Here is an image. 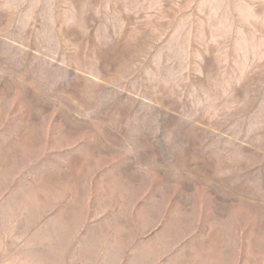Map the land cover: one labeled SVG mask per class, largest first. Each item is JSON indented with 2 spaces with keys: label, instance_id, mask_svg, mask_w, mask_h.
Instances as JSON below:
<instances>
[{
  "label": "rangeland",
  "instance_id": "374dc122",
  "mask_svg": "<svg viewBox=\"0 0 264 264\" xmlns=\"http://www.w3.org/2000/svg\"><path fill=\"white\" fill-rule=\"evenodd\" d=\"M0 264H264V0H0Z\"/></svg>",
  "mask_w": 264,
  "mask_h": 264
}]
</instances>
